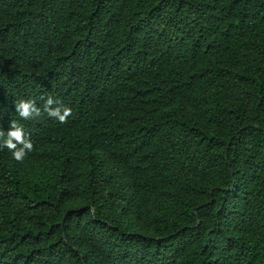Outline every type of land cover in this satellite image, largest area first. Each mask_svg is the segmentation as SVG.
I'll list each match as a JSON object with an SVG mask.
<instances>
[{
	"label": "trees",
	"instance_id": "trees-1",
	"mask_svg": "<svg viewBox=\"0 0 264 264\" xmlns=\"http://www.w3.org/2000/svg\"><path fill=\"white\" fill-rule=\"evenodd\" d=\"M13 121L0 264H264V0H0Z\"/></svg>",
	"mask_w": 264,
	"mask_h": 264
},
{
	"label": "clouds",
	"instance_id": "clouds-1",
	"mask_svg": "<svg viewBox=\"0 0 264 264\" xmlns=\"http://www.w3.org/2000/svg\"><path fill=\"white\" fill-rule=\"evenodd\" d=\"M42 108L50 118H54L61 124L66 123L72 114L70 107L62 105L59 100H55L51 96L47 97ZM15 111L20 119L28 121L40 116L41 107H37L35 100H21L15 105ZM5 149L17 162L23 161L33 151L31 139L17 121L12 122L6 135L0 132V151Z\"/></svg>",
	"mask_w": 264,
	"mask_h": 264
}]
</instances>
